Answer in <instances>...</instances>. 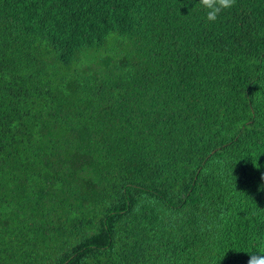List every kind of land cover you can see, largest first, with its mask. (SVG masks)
Instances as JSON below:
<instances>
[{
  "label": "trees",
  "instance_id": "1",
  "mask_svg": "<svg viewBox=\"0 0 264 264\" xmlns=\"http://www.w3.org/2000/svg\"><path fill=\"white\" fill-rule=\"evenodd\" d=\"M262 175L264 0H0V264H247Z\"/></svg>",
  "mask_w": 264,
  "mask_h": 264
},
{
  "label": "clouds",
  "instance_id": "2",
  "mask_svg": "<svg viewBox=\"0 0 264 264\" xmlns=\"http://www.w3.org/2000/svg\"><path fill=\"white\" fill-rule=\"evenodd\" d=\"M234 0H199V6L206 10L207 19L214 21L217 15L223 10L232 6ZM264 180V175H262ZM264 184V183H262ZM260 190L264 191V186H260ZM264 252V250H261ZM249 260L247 264H264V254L260 252H249Z\"/></svg>",
  "mask_w": 264,
  "mask_h": 264
}]
</instances>
